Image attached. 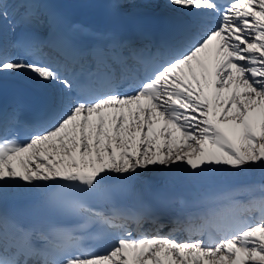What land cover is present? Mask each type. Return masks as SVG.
<instances>
[{"label": "snow or ice", "instance_id": "1", "mask_svg": "<svg viewBox=\"0 0 264 264\" xmlns=\"http://www.w3.org/2000/svg\"><path fill=\"white\" fill-rule=\"evenodd\" d=\"M81 6L0 0V264H264V0ZM164 211L219 240L134 236Z\"/></svg>", "mask_w": 264, "mask_h": 264}, {"label": "bare ground", "instance_id": "2", "mask_svg": "<svg viewBox=\"0 0 264 264\" xmlns=\"http://www.w3.org/2000/svg\"><path fill=\"white\" fill-rule=\"evenodd\" d=\"M154 183L159 184V180H154ZM238 184L241 187H243V186H259L261 184H264V176H262V174L258 170L252 169L246 176L241 177V179L238 181ZM178 194H180V193L177 192V195ZM261 197H264V193L260 192L257 189V191L252 193L251 196L247 192H243L239 196H237V199L240 200L241 203L247 204L250 199H252V198L260 199ZM244 216H245L244 219H246L248 223L258 222L261 219V213L258 210L246 212V213H244ZM254 217H257V219L253 220ZM189 227L193 230L192 233L184 230V229L189 228ZM213 227L215 228L214 224H213ZM199 229L200 228H199L198 224L196 223L195 226H193V225L182 226L181 231L184 234L192 235L195 232V230H199ZM201 238L203 239V237H200V239Z\"/></svg>", "mask_w": 264, "mask_h": 264}]
</instances>
